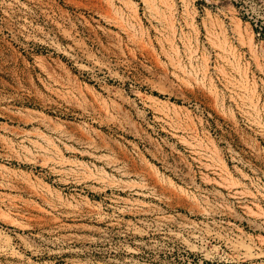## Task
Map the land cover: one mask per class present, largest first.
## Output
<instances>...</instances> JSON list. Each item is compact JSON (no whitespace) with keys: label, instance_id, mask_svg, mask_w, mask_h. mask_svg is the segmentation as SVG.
<instances>
[{"label":"rangeland","instance_id":"1","mask_svg":"<svg viewBox=\"0 0 264 264\" xmlns=\"http://www.w3.org/2000/svg\"><path fill=\"white\" fill-rule=\"evenodd\" d=\"M0 264H264V0H0Z\"/></svg>","mask_w":264,"mask_h":264}]
</instances>
